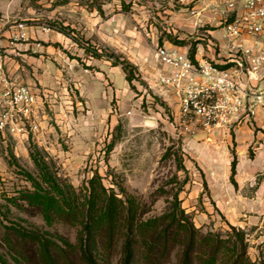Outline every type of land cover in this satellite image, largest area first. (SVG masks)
<instances>
[{"label":"rangeland","instance_id":"374dc122","mask_svg":"<svg viewBox=\"0 0 264 264\" xmlns=\"http://www.w3.org/2000/svg\"><path fill=\"white\" fill-rule=\"evenodd\" d=\"M211 1H19L21 13L9 18L10 26L23 24L40 36L27 42H33L24 53L28 57L11 52L5 69L22 73L41 103L34 116L39 126L35 133L0 139V264H33L19 254L21 241L11 227L79 249L88 200L102 194V185L127 209L134 201L144 222L169 213L180 191L181 208L204 235L226 238L234 220L264 212L256 193L264 183V170L250 181L246 175L249 168L259 167L255 145L242 155L238 129L230 127L235 121L210 129L196 120L184 121L173 90L157 83L161 67L153 60L156 49L178 45L193 55L200 44L206 56L207 37L213 40L222 26L210 13L197 20L192 11L207 8ZM198 22L204 27L197 28ZM139 61L156 67L154 75H144ZM234 160L236 180L237 170L242 171L241 188L230 179ZM45 173L63 195L74 197L77 223L59 219L50 224L37 210V189L57 193ZM239 191L251 207L231 210L225 198ZM244 231L250 259L261 264L264 240L258 239L259 231ZM171 247L163 264L180 262V243L171 242ZM121 249L119 244L105 250L100 243L94 254L100 264H121Z\"/></svg>","mask_w":264,"mask_h":264},{"label":"built area","instance_id":"2783aa9c","mask_svg":"<svg viewBox=\"0 0 264 264\" xmlns=\"http://www.w3.org/2000/svg\"><path fill=\"white\" fill-rule=\"evenodd\" d=\"M207 12L211 20H219L224 31V65L195 60L188 52L167 47L156 49L153 60L161 67L158 86L173 90L183 120H196L210 129L264 111V0H212L207 8L194 9L192 15L199 20ZM196 27L204 25L198 22ZM18 30L12 47L26 37L25 25L19 24ZM207 38L209 51L219 52L218 42ZM38 102L30 86L9 76L0 51V139L6 134L20 138L35 133ZM2 164L0 155V167Z\"/></svg>","mask_w":264,"mask_h":264},{"label":"trees","instance_id":"16d2710c","mask_svg":"<svg viewBox=\"0 0 264 264\" xmlns=\"http://www.w3.org/2000/svg\"><path fill=\"white\" fill-rule=\"evenodd\" d=\"M195 51L196 47L193 55ZM236 168L234 160L230 179L235 186ZM44 177L60 197L56 192L37 189L33 197L39 206L37 210L50 224L59 219L77 223L74 197L67 192L63 195V189L51 175L45 173ZM101 191L102 194L88 200L86 217L81 222L79 249L64 247L33 231L11 227L16 240L21 241L19 254L33 264H100L94 247L101 243L105 250H110L120 244L121 264H163L173 251L171 242H177L182 251L179 264H257L248 255L249 244L242 229L229 225L226 238L220 234H202L181 208L180 191L174 194L169 213L146 222L141 221L134 201H131V209H127L124 202L116 195H109L103 185ZM60 199L64 204H60Z\"/></svg>","mask_w":264,"mask_h":264},{"label":"crops","instance_id":"0c3cea01","mask_svg":"<svg viewBox=\"0 0 264 264\" xmlns=\"http://www.w3.org/2000/svg\"><path fill=\"white\" fill-rule=\"evenodd\" d=\"M20 0H0V51L3 53L4 55V59H5V65H7V62L9 59H11V57L9 55H11L10 53L15 52L18 56L21 57H28L27 54H24L27 52V50L30 48V46L33 44V42H29L28 41H34L37 40V36H40V33L30 27L26 28V32L28 34V39L26 41H21V43L16 44V46L12 47L11 46V40L13 35L18 34L19 30L17 27H12L10 26V21L9 18L11 19L14 18L15 16L20 15V11H21V5L19 3ZM223 35H224V31L223 29L220 31V33L218 35L214 36V39L218 42L219 44V52L217 53V51H209L208 47L207 50L208 52L206 53L205 56V50L203 48V46L200 47V44H198V46L200 48H196V51L194 53V55H191V57L195 60H209L212 61L214 60L216 63L220 64V65H224L226 57H225V45H226V41L223 39ZM23 43V44H22ZM166 47V46H165ZM169 49H177L181 52H188V48H184L183 46H178V45H173L171 47H167ZM143 71H144V75H154L153 70L156 68H153L141 61H139L138 63ZM108 72L110 71L109 68ZM114 69V68H111ZM23 70V69H22ZM7 72L9 74V76L13 77L19 84H23V85H28L30 86L35 92H37V89L33 88V86L29 85L26 83V80L23 78L22 73H10L9 69H7ZM113 72V71H112ZM115 75H118V72L115 71L114 73ZM39 92V91H38ZM41 101L38 102V104L40 105ZM38 108H40L39 106L36 107V112L38 111ZM262 117H264V111L263 110H259L257 115L253 118H243V120H241V122H238L236 125H234L235 123H233L230 127H236L238 129V132L240 134V141L243 144V149H242V155H246V153L248 152L249 148L251 147V145H255L254 147V153H255V159L258 162L257 164L259 165V167L253 166L251 168H249L246 172V175H248V180L250 181V176H254L256 174V172L264 170V120L262 121ZM254 126L255 128L259 129L258 132H255V130H253L251 127ZM236 142H238V140H236ZM245 158V157H244ZM243 158V159H244ZM243 166H245V162L243 164ZM242 171L241 170H237V180L236 183L239 184V188H241L240 186V178H243L241 176ZM242 180H245L242 179ZM248 182V181H247ZM247 182H243V184H246ZM242 185V182H241ZM264 183L261 185H258L257 187V194L258 197L260 198V203H259V207L264 208ZM229 193H231V189H229ZM225 203L226 206H230L231 210H233L234 208H236L237 206H242L245 208H250L251 204L250 202L247 200V198L239 191L238 192V196L235 195L234 197H228L225 198ZM223 202V201H221ZM260 208V209H261ZM258 217L254 216V217H250L249 219H244V220H240V219H236L234 220V226H236L235 224H238L239 228H241L243 231L244 230H252L254 232H258L260 233V236L258 239H262L264 240V212L262 213H258ZM233 218V216H232ZM264 242V241H263ZM262 243V242H261Z\"/></svg>","mask_w":264,"mask_h":264}]
</instances>
